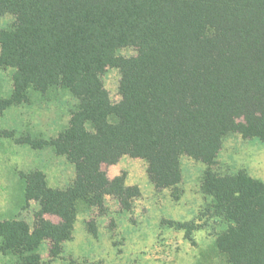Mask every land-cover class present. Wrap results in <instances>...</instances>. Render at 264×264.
<instances>
[{
	"label": "trees",
	"instance_id": "trees-1",
	"mask_svg": "<svg viewBox=\"0 0 264 264\" xmlns=\"http://www.w3.org/2000/svg\"><path fill=\"white\" fill-rule=\"evenodd\" d=\"M6 14L14 19L0 30V66L14 73L0 116L30 89L60 87L77 101L52 137L0 128V138L52 148L74 172L63 188L42 170L21 174L25 200L39 208L32 225L0 221L8 264H45L44 243L49 261L59 258L81 206L102 209L109 195L129 208L139 188L102 167L123 155L145 160L161 189L179 182L181 155L210 164L231 133L264 141V0H0ZM125 46L137 54L118 55ZM107 67L120 70L117 102ZM207 186L230 222L218 238L229 261L264 264V184L238 173L211 175Z\"/></svg>",
	"mask_w": 264,
	"mask_h": 264
},
{
	"label": "rangeland",
	"instance_id": "rangeland-1",
	"mask_svg": "<svg viewBox=\"0 0 264 264\" xmlns=\"http://www.w3.org/2000/svg\"><path fill=\"white\" fill-rule=\"evenodd\" d=\"M13 19L10 14L0 16V30L10 27ZM117 54L131 57L137 51L125 46ZM13 73V68L0 66V98L11 93ZM119 79L118 67H107L102 75L112 102L120 99ZM28 96V102L11 105L3 112L0 128L52 137L67 126L77 102L60 87L44 93L30 89ZM179 162V182L157 189L148 178L146 161L123 155L114 163L120 167L117 176H123L126 185L138 187L140 194L129 200V208L109 195L102 209L81 206L73 236L63 244L59 258L50 262L48 244L41 246L45 264H232L218 242L230 222L217 208L214 194L206 189L207 179L245 173L264 184V141L235 132L223 139L212 163L188 155H181ZM110 165L102 167L107 172ZM36 169L45 173L52 187L63 188L74 178L72 164L52 148H31L0 138V221L22 219L32 225L39 205L25 200L21 174ZM45 217L56 219L51 214ZM6 260L0 253V264H8Z\"/></svg>",
	"mask_w": 264,
	"mask_h": 264
},
{
	"label": "crops",
	"instance_id": "crops-1",
	"mask_svg": "<svg viewBox=\"0 0 264 264\" xmlns=\"http://www.w3.org/2000/svg\"><path fill=\"white\" fill-rule=\"evenodd\" d=\"M119 168L120 167H118V164L110 165L107 168V172H108L109 177L113 178V177L117 176L119 174ZM57 186H59V184Z\"/></svg>",
	"mask_w": 264,
	"mask_h": 264
}]
</instances>
